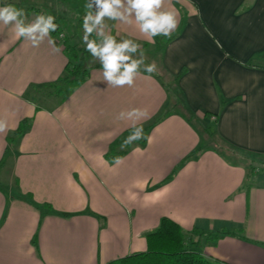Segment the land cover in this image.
I'll use <instances>...</instances> for the list:
<instances>
[{"label":"crops","instance_id":"0c3cea01","mask_svg":"<svg viewBox=\"0 0 264 264\" xmlns=\"http://www.w3.org/2000/svg\"><path fill=\"white\" fill-rule=\"evenodd\" d=\"M87 3L0 0L23 8L26 22L53 15L60 29L50 34L54 51L47 39L34 48L0 23V118L9 126L0 133V264H105L143 251L162 217L192 240L194 230L238 231L199 240L200 249L227 264H264V171L202 148L200 132L211 129L241 156H264V0H165L178 26L158 63L176 84L179 111L162 115L170 98L161 75L142 67L133 87H111L91 55L83 83L38 108L28 95L63 75L60 34L83 33ZM106 23L118 41L159 46L134 23ZM133 108L148 113L137 125L145 139L121 149L132 128L117 117ZM113 151L119 166L106 157Z\"/></svg>","mask_w":264,"mask_h":264},{"label":"clouds","instance_id":"9594fccd","mask_svg":"<svg viewBox=\"0 0 264 264\" xmlns=\"http://www.w3.org/2000/svg\"><path fill=\"white\" fill-rule=\"evenodd\" d=\"M164 4L165 0H88V11L82 22V44L93 60L99 61L103 80L109 86L133 87L142 67L144 72L152 74L157 71V65L155 62L145 64L142 46L132 39L118 41L108 31L109 25L106 21H119L127 25L134 23L142 36L154 43L157 36L170 38L178 26L176 12L166 9ZM55 19L53 15L39 14L31 22H26L27 14L23 8L12 4L0 7V23L5 26L12 25L15 37L30 42L34 48H38L47 39L54 51L60 50L50 35L59 27ZM93 35L95 38H91ZM147 117V111L140 108L118 114L117 119L130 121L132 128L131 133L122 141L121 149L145 139L143 126L137 125ZM8 130L7 120L0 118V133ZM137 150L138 147L133 149ZM112 163L119 166L123 163V157L115 156Z\"/></svg>","mask_w":264,"mask_h":264},{"label":"trees","instance_id":"16d2710c","mask_svg":"<svg viewBox=\"0 0 264 264\" xmlns=\"http://www.w3.org/2000/svg\"><path fill=\"white\" fill-rule=\"evenodd\" d=\"M54 4V3H53ZM184 16V15H183ZM185 24V19L180 21L179 29ZM60 30V29H57ZM57 30L54 32L56 33ZM170 38L157 36L154 38L155 44L161 49L175 36ZM82 33L73 32L71 35H64L62 40V51L66 57L64 73L53 82L34 86L43 97L55 98L57 103L62 102L72 91L80 86L89 74V67L86 59L89 52L82 44ZM91 38H95L94 36ZM211 121H216V117L206 113ZM213 118V119H212ZM27 127V120L20 122L14 134L19 135ZM10 140V138H9ZM142 140V139H141ZM109 160H113L114 155L106 154ZM260 163H264V156ZM264 171V170H263ZM253 172V170H249ZM193 234L202 238H208V242L214 243L224 236H242L240 232L234 230H222L218 233L194 230ZM190 235L183 232L181 227L173 220L162 217L158 225L152 231L145 234V249L132 254L111 260L105 264H227L223 261L211 258L201 252L199 240L190 239Z\"/></svg>","mask_w":264,"mask_h":264},{"label":"rangeland","instance_id":"374dc122","mask_svg":"<svg viewBox=\"0 0 264 264\" xmlns=\"http://www.w3.org/2000/svg\"><path fill=\"white\" fill-rule=\"evenodd\" d=\"M57 33V32H56ZM72 32H69L68 35H71ZM83 34V33H82ZM63 37L61 38V41L63 40ZM144 55H145V62L147 61V63L145 64H150L152 62H155L157 65V71L156 73L161 75V80L163 81V83L168 87V97L170 98L167 101L166 107H165V111L162 113L163 116H165L167 113L169 112H175V111H179L180 109V101L178 100L177 94H176V84L174 82L173 79H170L169 77H166L164 74L161 73V71L159 70V64L158 63L160 61V57H161V46H154L153 48L149 45L145 46L144 48H142ZM90 55V54H89ZM150 62V63H148ZM86 65L89 67L91 63H86ZM161 73V74H160ZM163 76V77H162ZM28 98L32 101V103H34L36 106H38V108H42V109H51L50 106H52L53 102L56 101L55 98H47V97H43L42 94L32 91L30 92V95H28ZM181 111V110H180ZM167 112V113H166ZM213 119V118H212ZM158 120V119H157ZM200 132L201 134L204 136V139L201 140V146L202 148H209V149H215L217 151H223V153L229 154V156H240V160L244 163L245 166L247 167L248 171L249 170H256L257 168L261 171L264 170V163H260V161L263 159L261 158V156L259 155H255V154H249V153H244L245 155H249L250 157H244L241 156L242 154L237 151L236 149L232 148L229 145H225L224 143H220L216 141V138L214 137V135H212V130L208 129V128H200ZM12 137V136H11ZM200 146V147H201ZM119 151V150H118ZM119 152L113 151V155L115 156L116 154H118ZM3 173V172H0ZM193 239L196 240H200L203 244L208 243V238H200L198 235L194 234ZM200 243V242H199ZM210 243V242H209ZM201 245V243L199 244V246ZM202 252V249H199Z\"/></svg>","mask_w":264,"mask_h":264},{"label":"built area","instance_id":"2783aa9c","mask_svg":"<svg viewBox=\"0 0 264 264\" xmlns=\"http://www.w3.org/2000/svg\"><path fill=\"white\" fill-rule=\"evenodd\" d=\"M60 37H62V35L60 34Z\"/></svg>","mask_w":264,"mask_h":264}]
</instances>
